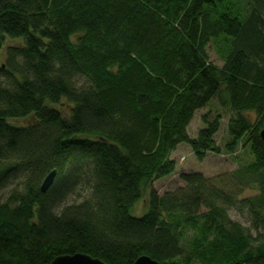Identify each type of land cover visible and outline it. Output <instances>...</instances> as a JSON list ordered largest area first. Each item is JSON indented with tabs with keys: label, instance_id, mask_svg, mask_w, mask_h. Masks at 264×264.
Here are the masks:
<instances>
[{
	"label": "trees",
	"instance_id": "1",
	"mask_svg": "<svg viewBox=\"0 0 264 264\" xmlns=\"http://www.w3.org/2000/svg\"><path fill=\"white\" fill-rule=\"evenodd\" d=\"M263 122L264 0H0V264H264ZM180 143L251 159L212 178L180 172L184 186L159 195Z\"/></svg>",
	"mask_w": 264,
	"mask_h": 264
},
{
	"label": "rangeland",
	"instance_id": "2",
	"mask_svg": "<svg viewBox=\"0 0 264 264\" xmlns=\"http://www.w3.org/2000/svg\"><path fill=\"white\" fill-rule=\"evenodd\" d=\"M20 41L11 40L9 38L5 39V45L9 44H18ZM208 55L210 60L218 65H222L221 59L218 57L217 53L215 52L213 46L211 44L208 45L207 48ZM59 109L62 111V114H67L68 106L62 101V104L58 106ZM207 112V109H200L195 112L193 119L191 120L188 126V133L191 137H194L197 134L198 129L203 127L205 124L201 120L202 114ZM214 113V112H213ZM248 117L251 120H255V114L253 112L247 113ZM230 114L225 113L222 115L220 120V128L218 132L215 134V142L216 144L222 146L224 142L228 139L227 138V131L226 126L229 120ZM30 118H21L18 119L16 122L21 124H26L30 122ZM264 128V122H263ZM176 161V171L159 180H156L153 183V188L155 191L161 195L167 191H173L178 187H183L184 183L180 180L179 174L180 172H200L205 177L212 178L216 175L229 173L235 170L240 164L245 163L251 159L248 150L245 149H238L235 154H214L211 152L206 153L202 158H198L191 150V148L186 143H180L176 150L173 152L171 156ZM7 188L0 191V197H5V193ZM83 191L78 190L77 195H72L69 197V201L79 200L78 195L82 194ZM257 190L255 189H245L242 193V197H248L255 195ZM147 195H144L142 199H140L131 209V214L135 216L142 215L147 209ZM1 199V198H0ZM229 216L232 220L239 221L244 226H248V216L245 213H241L237 210L230 209Z\"/></svg>",
	"mask_w": 264,
	"mask_h": 264
},
{
	"label": "water",
	"instance_id": "3",
	"mask_svg": "<svg viewBox=\"0 0 264 264\" xmlns=\"http://www.w3.org/2000/svg\"><path fill=\"white\" fill-rule=\"evenodd\" d=\"M259 136L264 142V128L260 129ZM56 176V170H51L43 179L40 190L46 192L47 189L52 185L54 178ZM49 264H105L98 258H93L84 253H74L71 255H59L51 260ZM133 264H166L163 262H158L149 256H139ZM230 264H247L241 261H235Z\"/></svg>",
	"mask_w": 264,
	"mask_h": 264
}]
</instances>
